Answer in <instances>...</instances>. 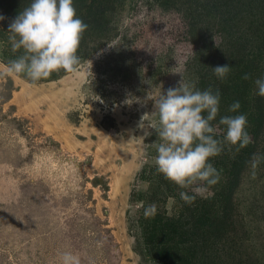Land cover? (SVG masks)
I'll return each mask as SVG.
<instances>
[{
	"label": "rangeland",
	"instance_id": "1",
	"mask_svg": "<svg viewBox=\"0 0 264 264\" xmlns=\"http://www.w3.org/2000/svg\"><path fill=\"white\" fill-rule=\"evenodd\" d=\"M31 2L0 0V62L19 55L7 42L8 25ZM139 2L123 0L104 30L88 34L77 72L35 84L0 77V264H60L64 251L80 264H141L132 200L149 188L155 168L154 103L182 78L187 82L181 63L189 48L171 38L162 44L158 35L171 18H160L156 7L144 15ZM136 15H144L139 25ZM125 55L126 73L110 79L102 62ZM221 117L222 103L212 122L220 155L228 147ZM257 170L255 178L253 169L245 176L240 198L246 205L256 198L261 207L247 220L263 262L264 176ZM190 191L195 201L210 194ZM164 207L176 210L173 197Z\"/></svg>",
	"mask_w": 264,
	"mask_h": 264
},
{
	"label": "trees",
	"instance_id": "2",
	"mask_svg": "<svg viewBox=\"0 0 264 264\" xmlns=\"http://www.w3.org/2000/svg\"><path fill=\"white\" fill-rule=\"evenodd\" d=\"M120 2L123 0H73L77 17L88 25L77 51L80 59L87 47L88 34L104 30L109 15L115 13ZM139 3L146 7L144 15L156 7L160 18L161 14L171 18L172 25L169 23L160 30L161 43L171 38L183 47L188 46L189 53L181 63L186 66L187 82H196L200 91L209 87L213 92L219 89L223 116L246 115L251 142L243 148L227 142L223 153L208 161L218 170L219 181L210 187L206 199L196 197L191 203L180 197L181 191L195 197L190 189L179 188L153 168L151 185L132 200L135 208L131 225L137 232L135 252L141 264H264L252 250L254 241L247 220L249 214L261 207L256 198L247 205L240 198L244 178L253 169L254 156L261 158L255 171L258 169L259 176H264V147H260L264 136V97L258 95L255 85L256 79H264V0H140ZM139 6L135 4L134 12H139ZM144 15H136L137 24L142 23ZM112 59L108 56L102 62L110 79L119 77L115 71L121 74L126 71L123 65L128 57ZM226 64L231 71L221 80L213 68ZM64 73L60 70L52 76ZM245 74L250 78L243 79ZM235 101L241 107L232 113L229 108ZM169 196L176 203L172 212L164 207ZM150 204H156L157 212L145 217L144 210ZM241 206L247 208V213Z\"/></svg>",
	"mask_w": 264,
	"mask_h": 264
},
{
	"label": "clouds",
	"instance_id": "3",
	"mask_svg": "<svg viewBox=\"0 0 264 264\" xmlns=\"http://www.w3.org/2000/svg\"><path fill=\"white\" fill-rule=\"evenodd\" d=\"M4 19L0 15V21ZM87 27L77 17L73 0H32L8 25L7 42L11 52L19 55L0 62V77H24L35 84L53 72H77L81 64L77 51ZM230 71L227 64L213 68L215 76L221 80ZM249 78L248 74L243 77ZM255 85L258 95L264 97V79H256ZM219 104V89L213 92L209 87L200 91L196 82H186L183 78L178 86L168 88L166 94L161 93L154 103L158 120L151 126L157 130L159 138L158 143L151 145L157 153L153 158L154 165L159 174L181 189L202 194L219 181L218 170L208 162L223 150V142L214 138L217 128L212 124L218 115ZM240 107V102L235 101L229 111L236 113ZM219 124L225 126L224 139L231 145L243 148L251 142L246 131V115L223 116ZM260 159L253 157V178ZM180 197L188 203L193 200L184 191L180 192ZM156 212V204H150L144 215L155 216ZM59 259L60 264H80L79 256L70 251L59 253Z\"/></svg>",
	"mask_w": 264,
	"mask_h": 264
}]
</instances>
